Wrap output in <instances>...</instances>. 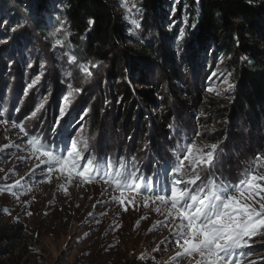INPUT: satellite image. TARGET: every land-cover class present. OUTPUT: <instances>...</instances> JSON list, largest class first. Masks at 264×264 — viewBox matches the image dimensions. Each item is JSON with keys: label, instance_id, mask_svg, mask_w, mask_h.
<instances>
[{"label": "rangeland", "instance_id": "1", "mask_svg": "<svg viewBox=\"0 0 264 264\" xmlns=\"http://www.w3.org/2000/svg\"><path fill=\"white\" fill-rule=\"evenodd\" d=\"M109 1L121 14L128 28L126 35L137 37L139 0ZM57 40L62 43L57 45ZM186 58L187 70L172 82L179 87L181 101L170 107L163 102L170 97L169 83L158 67L146 70L148 81L143 85L136 79L127 80L131 90H149L155 100L136 99L135 109L153 118L168 115V121L162 119L164 126L154 147L149 124H132L127 135L121 124L116 126L114 117H102L124 100L112 91V83L118 84L120 79L110 72L108 62L96 61L82 40L62 27L38 35L25 11L0 0V264H195L198 255L175 257L180 248L170 230L178 221L164 220L166 206L158 202L145 206L143 195L137 194H128L132 203L126 200L121 205L113 199L119 192L110 185L99 180L86 183L75 176L69 183L66 173L54 171L49 182L47 169L36 167L39 161L28 143L37 137L59 153L72 139L81 146L87 141L85 155L109 158L113 163L125 157L157 191L173 179L170 169L178 148L190 141L201 148L217 144L211 167L199 170L201 180L215 177L236 183L257 154L264 157V141L257 144L256 136L249 134L240 119L218 120L210 108V102L224 105L234 98L235 86L223 56L199 50ZM94 64L97 66L92 67ZM81 65L92 74L86 76ZM74 89L82 91L74 92L65 106L64 95ZM95 115L102 119L95 121ZM13 122H23L30 135L25 138L19 128L12 127ZM261 137L264 139V131ZM257 163L256 174L264 175V161ZM191 173L186 166L183 174L175 175L187 181ZM17 224L23 231L12 235ZM231 259L240 264H264V233L250 238Z\"/></svg>", "mask_w": 264, "mask_h": 264}, {"label": "trees", "instance_id": "2", "mask_svg": "<svg viewBox=\"0 0 264 264\" xmlns=\"http://www.w3.org/2000/svg\"><path fill=\"white\" fill-rule=\"evenodd\" d=\"M5 1L27 13L38 35L62 27L82 40L96 61L109 63L110 72L120 79L118 84L112 83V91L123 95L124 100L115 110L107 109L102 117H114L116 126L121 124L127 135L132 132V124H149L155 147L164 126L162 119L168 121L166 113L153 118L135 109L136 99L155 100L149 90H131L127 80L136 79L143 85L148 81L146 70L158 67L169 83L170 97L163 102L170 107L181 101L179 87L172 82L187 70L186 57L199 50H212L225 59V69L235 86L231 102L223 106L209 103L216 119H240L249 134L256 136L257 144L264 141V0H139L137 37L126 35L128 28L109 0ZM89 20L94 23L89 25ZM94 117L95 121L102 119ZM22 231L17 224L10 233L18 236Z\"/></svg>", "mask_w": 264, "mask_h": 264}, {"label": "snow or ice", "instance_id": "3", "mask_svg": "<svg viewBox=\"0 0 264 264\" xmlns=\"http://www.w3.org/2000/svg\"><path fill=\"white\" fill-rule=\"evenodd\" d=\"M88 23L91 25L94 21L89 20ZM61 43L60 40L56 41L57 45ZM70 61L75 62L76 58L70 57ZM80 70L86 76L92 74L86 65H81ZM68 87L71 88V85ZM81 91L82 89H74L64 95L65 106L70 103L69 98L74 92ZM60 114L63 117V108ZM35 115L36 112H32L31 116ZM12 127L19 128L25 138L30 135L23 122H13ZM28 143L39 161L36 167L42 165L47 169L46 179L49 182L54 171L66 173L69 183L75 176L86 183L99 180L110 185L119 192V197L113 199H118L121 205H124L126 200L129 204L132 203L128 194H137L143 195L145 206L149 202L166 206L167 215L164 220L167 221L171 217L178 221L170 230L180 248L175 257L198 255L199 259L195 264H240L239 260L231 259L233 254L246 247L250 238L264 233V175L255 172L259 167L257 161H264V157L259 154L236 183L215 177L204 182L199 170L202 167H211L218 145H205L201 148L194 141H190L176 150L178 155L170 169L173 174L170 185L161 186L157 191L148 177L141 174L135 164L130 166L125 157H119L113 163L109 158H100L91 153L85 155L89 149L87 141L81 146L80 141L72 139L70 146L59 153L37 137L29 139ZM7 147L9 145H4V148ZM186 166L192 169V178L187 181L175 175L183 174ZM197 181L201 183L197 184ZM19 185L20 181H16V186ZM8 191H11V188H8ZM12 194L15 195V192ZM160 210V207L156 208L157 212Z\"/></svg>", "mask_w": 264, "mask_h": 264}, {"label": "bare ground", "instance_id": "4", "mask_svg": "<svg viewBox=\"0 0 264 264\" xmlns=\"http://www.w3.org/2000/svg\"><path fill=\"white\" fill-rule=\"evenodd\" d=\"M165 208H166V207H165ZM165 210H166V209H165ZM164 213H166V211H164ZM166 215H167V213L165 214V216H166ZM165 216H164V217H165ZM169 218H171V217H169Z\"/></svg>", "mask_w": 264, "mask_h": 264}]
</instances>
